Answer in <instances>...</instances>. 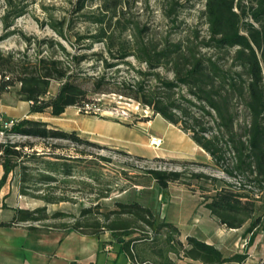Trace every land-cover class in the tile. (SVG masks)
I'll return each instance as SVG.
<instances>
[{"label": "trees", "instance_id": "1", "mask_svg": "<svg viewBox=\"0 0 264 264\" xmlns=\"http://www.w3.org/2000/svg\"><path fill=\"white\" fill-rule=\"evenodd\" d=\"M84 1L77 0L73 13L84 8ZM5 4L0 22L7 30L23 10L12 6L10 0ZM203 14L208 39L198 44L168 38L157 41L147 38L144 28L135 27L132 32L119 22L102 20L95 22L94 31L84 32L75 31L64 19L50 21L47 26L52 37L18 32L24 50H0V94L13 92L17 100L29 104L30 113L51 118L60 117L70 107L85 111L93 103L92 96L115 95L148 108L154 116L188 134L227 179L185 171L147 170L146 174L161 192L172 183L191 186L187 181L204 180L213 194L202 198L203 207L227 229H240L249 222L245 230L248 247L264 230V213L258 214L255 204L264 199V0H256L248 9L241 0H205ZM97 44L101 48L96 49ZM233 48L232 62L237 70L225 69L219 58L202 53V49ZM234 101L246 112L242 126L237 124ZM91 116L98 114L91 112ZM7 134L91 145L76 132L49 128L30 119L14 122ZM21 147L20 143L0 142V189L18 166ZM45 156L54 160L43 162L44 167L32 174V182L48 184L56 182L57 176L71 175L69 161L76 159L54 151ZM30 180L23 175L21 181L27 184ZM31 197L46 205L69 201L49 193ZM94 207L98 214V206ZM115 207L102 218L92 217L91 207L82 208L78 217L58 211L47 214L46 206L31 211L17 209L4 226L30 223L28 229L34 233H77L98 240L102 247L101 237L109 233L118 253L139 264H175L169 254L178 258L182 254L181 259L197 264L242 263L247 258L246 253L225 256L215 246L191 236L185 238L184 248L178 240L179 231L169 223H158L149 208L137 202L116 203ZM127 216L132 219L122 218ZM132 224L142 225L150 233L130 238L137 232Z\"/></svg>", "mask_w": 264, "mask_h": 264}, {"label": "rangeland", "instance_id": "2", "mask_svg": "<svg viewBox=\"0 0 264 264\" xmlns=\"http://www.w3.org/2000/svg\"><path fill=\"white\" fill-rule=\"evenodd\" d=\"M10 1L12 6L23 10V13L13 20L12 26L7 30L0 22V37L8 34L0 42V50L3 52L24 50L25 47L17 34L18 32L39 38L54 36L47 26L48 22L63 19L70 21L74 30L79 32H84L86 29L94 31L95 22L102 20L104 23L119 22L132 32L135 27L144 28L146 30L145 36L157 41L168 38L173 42L190 41L198 44L208 39V27L203 14L205 0H85L84 8L79 13H73L77 0ZM255 1L241 0V4L248 9L255 4ZM5 3L6 0H0V18L4 14ZM248 21L250 22L249 19ZM95 48L99 49L101 45L97 44ZM234 51L235 48L220 51L202 49V53L219 58L225 69L237 70L233 67L232 62ZM262 72H264V63H262ZM54 91L55 85L51 88V92ZM91 99L93 103L89 104L85 111L82 112L81 109L73 108L69 114L77 113L89 117L93 112L98 116L91 117L106 119L123 125L138 126L136 127L138 131L135 132L141 133L145 138L144 156H135L120 147L89 140L85 137L81 138L90 142L91 145L72 143L67 140L27 139L5 132L4 136L0 135V142L23 145L20 148L22 156L17 161L18 166L10 174L14 188L26 202L23 206L30 211L46 206L47 214L58 211L75 217L79 216L82 208L91 207L94 209L92 217L102 218L103 214L116 208V203L137 202L141 206L149 208L155 214L158 223L165 222L173 225L179 231L178 240L182 242L184 248H187L185 235L192 232L193 219L201 217L203 214L202 198L213 194L212 187L204 180H191L187 181V184H191V186L183 183H172L165 192H161L156 183L146 174V171H185L187 174L202 173L219 179L227 178L214 167L211 161L203 166L195 164L205 163L207 157H202L197 153L194 155L192 147L185 144V141L189 142L190 140L186 133L184 139L179 138L178 140L173 138L171 131L165 134L159 133L160 137L156 136L155 138L162 137V144L158 148L152 147L150 145L151 134L161 131L159 123H163V121L161 117L154 116L148 108L135 101L115 95L92 96ZM234 106L238 112L237 124L242 126L246 121V112L239 102L234 101ZM84 126L89 130L105 131L91 119H86ZM170 128L175 132L180 130L177 126ZM112 133L118 137H129V132L126 131L123 133L125 135L120 131H113ZM49 151L76 159L69 161L72 166L71 175L57 176L56 182L48 184L35 180L32 182V174L44 167L43 162L54 160L45 156ZM23 175L30 176L29 183H22ZM231 182L238 186L236 180ZM22 191L28 195L23 196ZM48 193L64 196L69 201L46 205L43 201L31 197L32 195L44 196ZM255 204L259 209L258 214L264 213V199ZM94 206H98V214H96ZM122 218L132 219L128 216ZM69 220L71 219L69 218ZM59 222L49 221L50 224H58ZM211 227L213 229L217 225L213 223ZM133 229H136L137 232L130 238L141 237L147 231L149 232V229L142 225H133ZM220 232L223 237L229 233L225 229L216 230V234H220ZM111 241L109 233L102 235L101 242L104 248L110 249L115 245ZM93 242L96 246L97 243L92 239L85 238L84 243H82V237H72L63 245L69 247L68 254H64L61 250L62 246L59 247L60 241L53 249L49 248L47 251H50V255L54 257V264H65L64 257L74 260L75 253L81 254L82 245L88 251ZM246 244L247 242L242 244V249ZM94 253L97 255L96 264H125L127 261L126 255L117 252L107 254L102 250L97 251L95 249ZM181 256L182 254H180ZM180 257L169 254V258L175 264H197ZM132 264L139 263L132 261Z\"/></svg>", "mask_w": 264, "mask_h": 264}, {"label": "crops", "instance_id": "3", "mask_svg": "<svg viewBox=\"0 0 264 264\" xmlns=\"http://www.w3.org/2000/svg\"><path fill=\"white\" fill-rule=\"evenodd\" d=\"M71 109H73V107L66 109V111L58 118H51L43 114H32L29 111V104L27 102L17 100L13 92L0 94V117H2L5 121L17 122L22 119H30L44 122L49 128H55L66 132H76L80 137L120 147L126 150L129 154L135 156H144L145 138L141 133L135 132L138 131V128H136L138 126L123 125L106 119L91 116L86 117L77 113L69 114ZM86 119L95 121V123L99 124V128L102 127L107 132L87 129L84 126ZM161 120L163 121V123H159L161 131L156 134H151L152 137H160V135H158L159 133L165 134L169 131L172 132L173 138L176 140L179 138L184 139L186 137L184 132H181L180 130H177L178 132L173 131L170 128L174 127L173 125L167 123L162 118ZM113 131H120L122 134L125 133V131L129 132V137L115 136L114 133H112ZM21 137L27 139L31 138ZM185 144L192 147L194 155L197 153L202 155V157H207L206 162L203 164H208L211 161L210 157L191 139L189 142L185 141ZM2 175L3 167L0 161V179ZM25 203V200H23L21 195L14 188L13 179L9 175L6 183L0 189V264H54V257L50 255V251H47L49 248L53 249V247L60 241L59 247L62 246L61 250H63L64 254H68L69 247L63 246L68 239L72 237H82V243H84L85 238H88L77 233L65 234L59 231L46 234L34 233L28 229L30 223H20L12 227L4 226V224L11 221L15 210H28L27 207L23 206ZM213 223H215L217 227L212 229L211 226ZM248 225L249 222H247L240 229H227L220 225L217 219L204 208L201 217H195L193 219L191 227L192 232L186 234L185 238L191 236L206 244L213 245L225 256H231L235 253L247 254L246 260L242 263L225 264H264V230H261L256 234L250 246H245L242 249V244L248 242L249 240V234H245V230ZM221 229H225L229 233H226L224 237L221 232L220 234H216V230L221 231ZM92 240L97 243L96 246H94L93 242L90 246V250L86 251L84 245H82L81 254L75 253L74 260L72 258L65 259L64 257L65 264H71L72 262L79 264L96 263L95 260L97 255L94 253L95 249H97V251L102 250L107 254L114 252L118 253V245L115 244L109 249L100 246L98 240ZM240 242H242L241 245ZM121 254L124 253L121 252ZM125 264H132V261H130L127 257Z\"/></svg>", "mask_w": 264, "mask_h": 264}, {"label": "built area", "instance_id": "4", "mask_svg": "<svg viewBox=\"0 0 264 264\" xmlns=\"http://www.w3.org/2000/svg\"><path fill=\"white\" fill-rule=\"evenodd\" d=\"M13 124H14V121H5L3 120L2 117H0V135L4 136L5 132H8L12 128ZM161 144H162L161 138H155V137L150 138V145L152 147L158 148L161 146Z\"/></svg>", "mask_w": 264, "mask_h": 264}]
</instances>
